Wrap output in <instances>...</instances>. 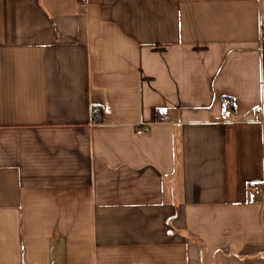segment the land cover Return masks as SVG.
<instances>
[{"label":"crops","instance_id":"0c3cea01","mask_svg":"<svg viewBox=\"0 0 264 264\" xmlns=\"http://www.w3.org/2000/svg\"><path fill=\"white\" fill-rule=\"evenodd\" d=\"M0 264H264V0H0Z\"/></svg>","mask_w":264,"mask_h":264},{"label":"built area","instance_id":"2783aa9c","mask_svg":"<svg viewBox=\"0 0 264 264\" xmlns=\"http://www.w3.org/2000/svg\"><path fill=\"white\" fill-rule=\"evenodd\" d=\"M223 107H224V112H225L226 116L233 115L239 109L238 105L235 102H233L230 99H228V98H225L223 100ZM96 121L100 122V117L99 116L96 117ZM138 132L141 133L142 130H140ZM252 189L254 190L255 193H260L263 190V188L260 185H254L252 187Z\"/></svg>","mask_w":264,"mask_h":264}]
</instances>
